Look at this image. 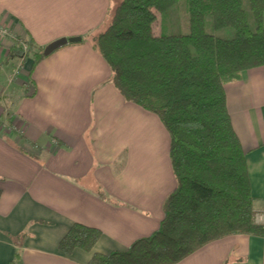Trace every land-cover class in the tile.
<instances>
[{"label": "crops", "instance_id": "obj_1", "mask_svg": "<svg viewBox=\"0 0 264 264\" xmlns=\"http://www.w3.org/2000/svg\"><path fill=\"white\" fill-rule=\"evenodd\" d=\"M110 0H0V264H88L149 236L176 185L160 120L124 99L93 49ZM14 36L36 48L70 37L41 61L8 58ZM254 207L264 205V66L225 85ZM101 230L91 252L59 241L74 223ZM175 264H264V237L214 240Z\"/></svg>", "mask_w": 264, "mask_h": 264}, {"label": "trees", "instance_id": "obj_2", "mask_svg": "<svg viewBox=\"0 0 264 264\" xmlns=\"http://www.w3.org/2000/svg\"><path fill=\"white\" fill-rule=\"evenodd\" d=\"M177 1L112 0L99 30L82 37L111 68L124 99L153 113L167 130L176 180L153 233L122 251L94 252L88 264H175L228 235L264 237L225 95V85L243 71L264 66V0H248L252 25L243 0H188L189 32L156 34V12ZM207 17L214 29L232 28L233 36L206 32ZM13 41L10 59L32 56L36 64L46 57L30 38ZM101 235L76 222L59 249L91 252ZM14 261L20 264L17 254Z\"/></svg>", "mask_w": 264, "mask_h": 264}, {"label": "rangeland", "instance_id": "obj_3", "mask_svg": "<svg viewBox=\"0 0 264 264\" xmlns=\"http://www.w3.org/2000/svg\"><path fill=\"white\" fill-rule=\"evenodd\" d=\"M113 2L111 0L110 6ZM243 7L247 11V17L249 23L253 24L252 15L249 11L248 0H243ZM264 23V17H263ZM154 31L156 34H187L189 32V5L188 0H178L172 6L167 9L156 12V21L154 22ZM101 27V26H100ZM99 27V28H100ZM96 29L95 31L99 30ZM205 30L208 33L218 35L220 37H231L233 36L232 28H222L214 29L211 23V18L207 17L205 19ZM28 40V38H23ZM36 48V47H35ZM45 48V47H44ZM43 48V50H44ZM26 49V47H25ZM7 118L0 121V124H5L7 127H10L9 122L6 121ZM254 207V204H253ZM255 219L259 223H264V205L259 208H255Z\"/></svg>", "mask_w": 264, "mask_h": 264}, {"label": "water", "instance_id": "obj_4", "mask_svg": "<svg viewBox=\"0 0 264 264\" xmlns=\"http://www.w3.org/2000/svg\"><path fill=\"white\" fill-rule=\"evenodd\" d=\"M81 41V37H70V38H60L57 39L51 43H49L47 46H45L44 50H43V54L45 56L51 54L52 52H54L55 50H57L58 48L66 45L67 43H76Z\"/></svg>", "mask_w": 264, "mask_h": 264}]
</instances>
